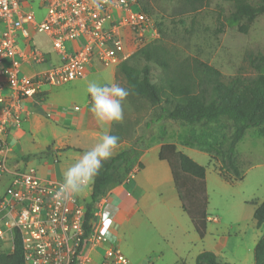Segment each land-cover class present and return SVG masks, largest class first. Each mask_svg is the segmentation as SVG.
<instances>
[{
	"label": "built area",
	"instance_id": "2783aa9c",
	"mask_svg": "<svg viewBox=\"0 0 264 264\" xmlns=\"http://www.w3.org/2000/svg\"><path fill=\"white\" fill-rule=\"evenodd\" d=\"M34 3L44 10L41 19ZM38 33L48 37L59 59L26 74L24 64L46 65L49 58L34 42ZM158 37L153 16L139 0H107L99 8L92 0H0V179L8 172L11 151L6 136L21 123L25 100H41L46 85L85 77L94 60L117 67ZM60 183L40 177L34 168L17 170L0 194V240L10 231L14 241L19 231L26 264H91L86 246L104 240L101 233H86V204L80 197L54 199ZM104 258L108 264H133L118 245L107 247Z\"/></svg>",
	"mask_w": 264,
	"mask_h": 264
},
{
	"label": "rangeland",
	"instance_id": "374dc122",
	"mask_svg": "<svg viewBox=\"0 0 264 264\" xmlns=\"http://www.w3.org/2000/svg\"><path fill=\"white\" fill-rule=\"evenodd\" d=\"M139 3L141 9L151 14L155 20L159 37L154 42L164 44L179 60L199 58L218 68L225 78L252 73L247 55L264 48V14L257 16L251 22L248 31L243 32L238 26L229 24L227 18L233 10V5L227 0H208L205 6L196 10H192L182 0H139ZM33 6L36 17L41 19L44 10L38 8L37 3ZM43 40L48 41L44 34L38 33L35 36V42L39 43ZM108 69L100 68L98 73L92 74L89 72L88 79L127 86L118 68L116 80H113L112 75L107 74ZM160 73V70H153V77L157 82H159L157 75ZM85 82L86 80H73L66 84V88H77L81 91L84 90ZM48 87L45 86L44 89ZM151 117L152 107L147 100L131 95L127 97L124 103V119L114 123L112 129L115 132L123 130L122 135L118 134L120 143L116 154L131 146L137 153L156 143L174 142L179 150L204 165L209 176L208 213L211 218L222 219L220 226L209 221L210 229L206 247L222 241L221 257L218 256L222 261L231 264H254V248L264 232V225L260 228L256 226L253 216L254 206L251 201L246 200L264 199V137L256 136L255 128L247 131L237 146L243 178L221 186L217 184L220 178L215 172L219 169V161L197 146L182 144V140L190 131L189 126L171 119L152 122L148 125ZM82 138L83 144L89 148L99 142L92 141L93 139L88 136ZM61 151L63 152L59 156L60 160L69 159L70 163L74 162L71 158L72 154L82 152L72 148ZM156 158V152L152 151L144 159L145 164L152 166L154 172L157 171L154 167ZM213 179L217 182L215 183ZM150 190L145 192L142 202L145 204L147 201L151 206L141 211L144 227L140 228L139 237L135 240L139 244L138 250H141L143 254H149L146 264L151 262L152 250H162L166 257L171 254L170 246L173 248L179 246V249L192 250L193 253L197 248L188 242L189 231L192 235L194 233L189 216L179 206L178 214H176L179 225L176 226L177 221L172 223L173 217L171 215L167 217L162 211L161 201L171 202L179 199L173 182L170 184L162 182L158 189ZM155 223L159 225V228L154 226ZM172 241L174 243H171ZM130 246L121 245V248L128 259L136 264L127 254L126 250H129ZM135 256L133 253L131 258ZM189 260V262H195Z\"/></svg>",
	"mask_w": 264,
	"mask_h": 264
},
{
	"label": "trees",
	"instance_id": "16d2710c",
	"mask_svg": "<svg viewBox=\"0 0 264 264\" xmlns=\"http://www.w3.org/2000/svg\"><path fill=\"white\" fill-rule=\"evenodd\" d=\"M192 10L205 6L208 0H182ZM233 5L228 22L247 32L251 22L264 14V0H227ZM140 4V3H139ZM141 7V5H140ZM142 8V7H141ZM252 69L249 75L225 78L215 66L199 58L179 60L164 44L152 42L138 49L117 68L126 80L130 95L147 100L152 107V122L164 119L179 121L190 127L182 140L183 145L195 147L216 158L220 175L228 181L243 178L237 151L250 128L255 135L264 137V48L247 55ZM160 70L159 82L153 70ZM122 131H111L122 135ZM147 149V148H146ZM146 149L136 153L132 146L124 149L105 163L92 184L90 200L86 204L85 231L92 232L91 219L95 205L112 187L125 182L135 166L143 167L139 160ZM159 158L168 162L174 185L184 212L202 240L207 234L210 220L204 165L179 150L174 142H164ZM255 205L256 226L264 225V200ZM14 246L9 252L0 249V264H26L22 236L14 232ZM182 264H190L182 261ZM195 264H231L222 261L212 251L204 250ZM254 264H264V232L254 248Z\"/></svg>",
	"mask_w": 264,
	"mask_h": 264
},
{
	"label": "crops",
	"instance_id": "0c3cea01",
	"mask_svg": "<svg viewBox=\"0 0 264 264\" xmlns=\"http://www.w3.org/2000/svg\"><path fill=\"white\" fill-rule=\"evenodd\" d=\"M30 7L32 5H29ZM35 43L49 54V58L46 65L32 66L24 64L22 69L26 74H34L36 71L45 68V66L59 59L53 52L49 40ZM100 68H109L107 74L112 75L113 80H116V66H104L94 60L88 65L86 76L79 79L86 80L84 90L78 91L77 88H66L67 83L62 85H46L49 87L45 89V86L43 87V91L40 94L41 100L30 98L23 102L21 112L23 119L19 125H12L6 136L11 151L8 158V172L0 179V194L4 193L10 183L12 175L17 170L34 168L42 178L53 177L63 180V172L80 157L84 150L90 149L86 144H83L82 137L88 136L93 139L92 141L96 142L100 140V137L106 131L111 132L114 123L110 126H101L97 122L90 111L91 98L86 94V84L88 81H91L88 79L89 72L90 74L98 73ZM75 105H78L79 109H72ZM63 106H69L71 109L67 112H62L60 108ZM49 112H52L50 117L48 116ZM163 143H156L144 150L139 158L143 163V167L138 168V165L135 166L133 173H131L125 182L112 187L107 195L95 205L91 219L92 231L103 234L104 240L99 244H88L86 246L85 253L90 257L91 264H108L105 261L104 254L107 247L112 245H118L119 247L121 245H131L130 249L126 250L130 259L136 264H146L149 254H143L141 250H138L139 244L135 242L137 237H139L138 231H140L142 226L144 227V218L141 216V211L151 206L147 201L144 204L142 198L145 192L151 191L150 189H158L162 182L169 184L173 182L174 185L168 162L159 158V150ZM67 148L82 151L71 155V158L74 160L73 163H70L69 159L61 161L59 158L63 152L61 150ZM152 151L156 152L157 157L154 161V167L157 169L155 172L152 166L149 167L144 162L145 157ZM215 172L220 178L219 183H217L218 185L225 186L235 181H228L223 178L218 169ZM213 181L215 183L217 182L215 179ZM206 182L208 188L209 176L207 172ZM91 192L92 185L83 195L79 196L84 204H87L90 200ZM254 200L262 201L254 198L246 201L252 202ZM161 204L163 205L162 211L164 215L167 217L171 215L173 217L172 223L177 221L175 225H179V219L176 214H178L179 206L183 210L181 201L180 203L179 199L178 201L172 200L171 202L161 201ZM253 206L255 208L254 204ZM141 207L143 208L141 209ZM209 218L214 224L219 226L222 224L220 217ZM150 223L152 222L150 221ZM209 223L207 234L202 240L199 238L194 227L192 229L194 232L193 235L189 231L188 242L197 248L193 253L191 252L192 250L185 249L184 251L179 249V246H174L175 248L170 246L171 254L167 257L162 250H152L150 264H182V261L195 264L197 256L204 250L212 251L221 257L222 241L210 247L208 246V248L206 247V240L210 229ZM154 226L158 227L159 225L155 223ZM157 231L159 232V229ZM159 234L161 235V232ZM12 236L13 233L6 231L5 237L0 240L1 250L9 252L13 249ZM171 243H174V241ZM133 253L136 256L132 259L131 255L133 256ZM189 259L195 262H189Z\"/></svg>",
	"mask_w": 264,
	"mask_h": 264
},
{
	"label": "clouds",
	"instance_id": "9594fccd",
	"mask_svg": "<svg viewBox=\"0 0 264 264\" xmlns=\"http://www.w3.org/2000/svg\"><path fill=\"white\" fill-rule=\"evenodd\" d=\"M107 0H92L99 8ZM86 94L91 98L90 111L101 126H110L124 119V103L130 95L128 88L119 83L88 81ZM120 137L106 131L99 142L84 151L80 157L63 172V181L59 184L54 199L69 201L83 195L100 174L105 163L110 161L119 147Z\"/></svg>",
	"mask_w": 264,
	"mask_h": 264
}]
</instances>
